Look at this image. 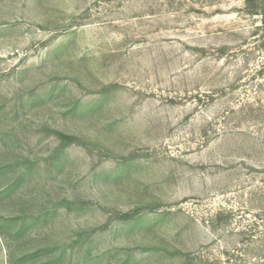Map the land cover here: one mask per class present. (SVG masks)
<instances>
[{
  "label": "rangeland",
  "instance_id": "obj_1",
  "mask_svg": "<svg viewBox=\"0 0 264 264\" xmlns=\"http://www.w3.org/2000/svg\"><path fill=\"white\" fill-rule=\"evenodd\" d=\"M0 264H264V0H0Z\"/></svg>",
  "mask_w": 264,
  "mask_h": 264
}]
</instances>
